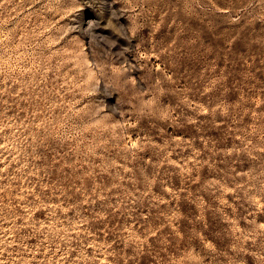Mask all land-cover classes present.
<instances>
[{"label":"rangeland","instance_id":"374dc122","mask_svg":"<svg viewBox=\"0 0 264 264\" xmlns=\"http://www.w3.org/2000/svg\"><path fill=\"white\" fill-rule=\"evenodd\" d=\"M0 264H264V0H0Z\"/></svg>","mask_w":264,"mask_h":264}]
</instances>
